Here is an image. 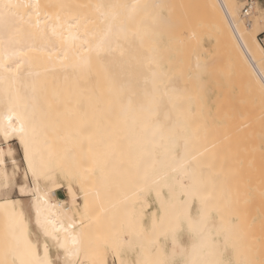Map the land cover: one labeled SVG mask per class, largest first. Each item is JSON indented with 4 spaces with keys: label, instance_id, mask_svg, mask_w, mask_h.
Here are the masks:
<instances>
[{
    "label": "bare ground",
    "instance_id": "bare-ground-1",
    "mask_svg": "<svg viewBox=\"0 0 264 264\" xmlns=\"http://www.w3.org/2000/svg\"><path fill=\"white\" fill-rule=\"evenodd\" d=\"M4 3L28 5L13 8L6 18H0V122L9 109L17 113L24 122L28 145L26 159L20 134L0 144L6 153L11 149L9 163L14 160L15 165L21 166L11 143L15 140L22 150L21 160L26 168L23 173L25 179L16 183L18 196L13 197L8 191L12 183L7 158L6 164L0 167V219L3 217L8 221L3 232L8 237L5 238V244L9 241L7 246L15 245L23 214L24 237L17 249V264L24 238L33 244L39 242L40 255H43L45 236L37 222L38 205L41 221L45 217H55L75 223L72 234L78 237L79 243L70 245L78 249V253L71 257L72 264H79L82 260L89 264H109L106 254L101 256L104 254L102 240H92L90 229L83 225L89 214L90 201H97L96 197L108 201L102 205L103 208L101 206V214L104 213L107 220L114 216V223L111 224L113 221L110 220V224L107 223L109 227L114 226L115 232L109 246L114 253L117 251L121 262L144 264L148 260L173 258L170 243L161 250L163 238L159 237V243L154 241L159 236L160 217L163 215L158 213L161 201H165L166 206L174 204L171 197L178 193V189H169L172 180L162 179L163 169L159 162L147 171L145 164L150 162L147 158L137 165L135 150L137 142L152 140L153 128L164 122L166 111H170L173 117L177 111L184 113L185 119L180 127L186 129V135L194 134L190 139V150L200 154L198 163L207 166L203 178L206 188L210 189L211 184L217 187L214 188L216 192L220 188L215 185L217 183L226 189L234 184L242 190L245 185L240 186V174L249 178L255 171L264 177V131L260 123L264 121V48L257 37L264 32V11L257 14L252 23L244 22V17L254 15V4L247 13L244 9L241 13L237 7L239 0H0V5ZM108 5L126 7L114 10ZM112 11L119 13L115 19L111 18ZM208 29L213 33L211 48L202 40ZM210 73L215 74L214 78L219 73L217 80L209 77ZM153 97H163L164 107L158 119L150 118L144 110ZM76 121H86L100 129L97 142L92 138L95 143L91 142V153L89 141L85 153H81L83 147L75 142L80 136L70 135L79 129L68 127ZM18 123L13 120L14 125ZM61 137L66 138L57 144V138ZM109 144H114L115 150L105 156L103 153ZM162 150L156 149L157 152ZM93 154L96 155L95 161ZM83 158L92 161L95 172L101 170L100 175H96L98 177L94 174L96 180L90 179L91 188L83 184L78 174ZM29 160L39 180L33 176ZM244 171L252 172V175ZM45 172L51 179L45 178ZM65 173L74 176L71 181L67 179L68 185H65L72 196L58 199L54 193L58 187L56 180L59 175L65 178ZM229 175L231 183L238 178V185L233 182L226 186L230 183ZM28 176H32L33 183L28 181ZM247 178L243 179L246 181ZM254 178L249 181H254ZM257 181L260 179L254 181L256 185L259 184ZM110 188L120 192H115L117 195L113 198L108 194ZM244 188L245 192L247 188ZM226 189L225 192L220 190L227 193ZM78 190L80 201L76 200ZM233 191L227 195L236 201L235 195L240 192L237 190L234 195ZM220 192L217 191V196L222 194ZM243 194L240 193V198L245 197ZM257 195V198L250 199L256 200L259 211H262L264 200L260 202ZM23 197L28 198L32 222L42 240L31 232L34 229L30 227L26 208L21 203ZM70 198L72 203H68ZM252 201L249 205L246 201L245 207L238 203V207L248 209L249 215L251 207L256 208L255 202L251 205ZM225 203L223 200L219 207ZM152 204L155 205L153 208ZM49 205L57 207L50 208ZM132 213H136L135 216H130ZM243 216L239 224H244L242 228L247 231H243L246 237L239 233L241 229L237 230L240 225H233L225 242L224 233L218 235L217 229L213 228L204 249L207 259L233 264L225 251L226 243L227 250L235 252V264H245L252 259L255 264L252 251L259 243L252 235L253 240L247 237L251 233L257 234L253 230L258 227L254 224L253 230L246 229L250 219L246 215L243 220ZM225 218L227 220V214ZM216 221L219 224L220 217L216 216ZM262 226L261 229L264 228ZM184 242L187 244L186 240ZM47 243L54 245L56 253L55 242L49 238ZM249 245L252 246V254L247 250ZM263 247L258 248L262 255ZM51 249L49 255L55 258ZM127 250L131 253L135 250L132 254L136 257L129 253L126 255L124 252ZM4 253L2 249L0 260L5 259ZM245 253L250 254V261ZM59 254L63 260V249ZM11 258L8 257L9 260ZM175 259H180L178 250Z\"/></svg>",
    "mask_w": 264,
    "mask_h": 264
},
{
    "label": "snow or ice",
    "instance_id": "snow-or-ice-1",
    "mask_svg": "<svg viewBox=\"0 0 264 264\" xmlns=\"http://www.w3.org/2000/svg\"><path fill=\"white\" fill-rule=\"evenodd\" d=\"M28 7V5L9 4L4 3L0 5V18H6L13 8ZM39 7L38 5L36 6ZM104 7V6H98ZM110 9H118L126 7L121 5H108ZM133 8L136 6L133 5ZM17 15V13H12ZM39 16V12L36 13ZM111 18L115 19L119 13L112 11ZM39 25V20H37ZM163 97H153L149 102L146 110L149 117L159 118L161 110L163 109ZM19 121L18 125L13 124V120ZM185 119L184 113L177 111L173 117L170 111L164 112V122L157 123L152 131V140L148 143L137 142L135 150L137 153V165L149 160L145 164V170L154 168L159 162L162 169V179L172 180L168 185L169 189H178V193L171 197L175 201L174 204L167 205L165 201H161V207L158 210L163 215L160 217V232L154 243H159V237L163 238L164 244L161 245V250L171 244L173 258L172 259H157L148 260L144 264H224L223 261L207 259L204 253L206 241L211 235L213 228L217 229V234L224 233L225 242L232 231L233 225H238L242 210L238 207V201H233L226 193L217 196L215 189H208L203 184V178L206 172V167L198 163L199 155L194 154L190 150V139L194 134H185L186 129L180 127L181 121ZM85 132V128H79L75 133L70 135L81 136ZM15 134H20L21 143L25 145V158L28 159V145L25 139V125L21 117L13 110L9 109L2 117L0 122V144L7 143L9 138ZM89 140V152H92L91 141L92 136L87 135ZM131 147V142H130ZM162 148L161 152L156 149ZM115 150L114 144L106 145L103 155L107 156ZM11 155V149L6 153L4 148L0 146V167L6 164V157ZM95 161L96 155L93 154ZM15 165V161H12ZM29 168L33 171V176L39 180V176L32 168V162L29 160ZM45 178L51 179L48 172L44 173ZM65 178L71 181L74 176L65 173ZM53 184L56 183L54 179L51 180ZM23 191V189H21ZM227 199L224 205V211L227 212V220L224 213L221 211L219 204ZM47 204V201H45ZM14 206V205H13ZM50 208L57 207L56 205H49ZM216 216L220 217V222L217 224ZM37 222L40 224L44 236L45 243L43 244V255H40V243L33 244L31 241L24 238L23 249L20 252L19 264H72L71 257L78 253V249L70 245H77L79 243L78 237L73 235L75 228L74 222H65L59 218L40 220V207L37 206ZM227 225V226H226ZM19 236L15 237L14 246H6L5 259L0 260V264H17V249L20 248V240L24 237L23 228V214L19 221ZM156 228V220L153 221V229ZM63 234V237L61 236ZM55 242L57 246V255L55 258L50 257V245L47 243L48 239ZM187 241L185 244L184 241ZM63 249L65 256L63 260L60 258L59 251ZM178 254L180 259H175ZM225 251L227 246L225 243ZM11 256V260L8 257ZM245 264H254V262H245ZM264 264V261L261 262Z\"/></svg>",
    "mask_w": 264,
    "mask_h": 264
},
{
    "label": "rangeland",
    "instance_id": "rangeland-1",
    "mask_svg": "<svg viewBox=\"0 0 264 264\" xmlns=\"http://www.w3.org/2000/svg\"><path fill=\"white\" fill-rule=\"evenodd\" d=\"M255 1V2H254ZM260 2V3H259ZM248 3V1L247 0H239V3H238V5H237V7L241 10V13L243 12V7L246 5ZM252 4H254L253 5V11H255V13H254V15L253 16H250L249 18H245L244 17V22L246 23V22H249V23H252L253 21H254V19H255V17H257V14H259V13H261V12H263L264 11V5H262L261 4V0H253V3ZM262 24H264V23H262ZM264 29V28H263ZM213 33H212V30H210V29H208V30H206L205 32H204V34H203V37H202V40H203V42L207 45V47H209V48H211L212 46H213V44H214V41H213V35H212ZM259 34H261V33H259ZM259 34H257V37L259 36ZM258 39H259V37H258ZM260 42V41H259ZM260 45H261V43H260ZM261 47L263 48V46L261 45ZM220 71V73H221V69L219 70ZM216 73L218 72V71H215ZM214 71H213V73H215ZM213 73H210V75H209V77H212L213 76V78H214V75H213ZM212 74V75H211ZM217 76H219V73H218V75ZM216 76V77H217ZM216 77L214 78V79H216ZM220 78H222V79H224V77L223 76H221L220 75ZM219 77H218V79H220ZM217 80V79H216ZM236 83V82H235ZM236 85V84H235ZM92 122H94V121H92ZM89 122H86V121H84V122H79V121H76V122H73V123H70L69 125H68V127H72V128H75V129H77V128H81V127H84L85 128V132L87 133V134H83L82 136H80L79 138H77L76 140H75V142H76V144H79V145H81L83 148H82V152L81 153H85V151H86V149H87V144H88V139H87V135H88V133L90 132V134H91V136H92V138L97 142V140H96V137H97V134H98V132H99V128L96 126V125H93L92 124V126H90L89 124H88ZM260 123H262V127H261V129H262V131H264V121H262V122H260ZM65 127V126H64ZM67 127V126H66ZM84 132V133H85ZM66 137H67V135L66 134H64ZM66 137H61V138H57V144H60V142L61 141H63ZM93 140V141H94ZM92 142V141H91ZM11 143L12 144H14V146H15V157L17 158V160H18V164H22L21 166L19 165V166H17V165H13L11 162L9 163V158H8V156L6 157L7 158V168H8V175H9V179H10V183H12V185L11 186H9L8 188V191H9V195L10 196H13V197H17L18 196V194H17V192L15 191V187H16V183H20L21 181H23L25 178H23V176H24V172H25V166H24V163H23V161L21 160V158H22V150H21V148H20V146H19V144L14 140V141H11ZM92 143H95V142H92ZM90 162H92L90 159L88 160V159H86V158H83V161L81 162V165H80V170H78L79 172H78V174H79V176L82 178V180H83V184L85 185V186H87L88 188H91L92 186H93V184L91 183V181L93 180V179H97L96 177H98V176H96L97 174L98 175H100V173H101V170H100V172H95V170H94V168H93V165H91V163ZM11 168V169H10ZM93 168V169H92ZM229 168V167H228ZM125 169V168H124ZM230 169V168H229ZM240 169V168H239ZM126 170H128L127 168H126ZM237 169H235L234 171H236ZM241 170V169H240ZM240 170H237L238 172L240 171ZM236 171V172H237ZM245 172V174H246V172H248V171H244ZM244 172H242V173H244ZM253 172V176L255 177V175H256V173H257V176L256 177H258L259 175V173H261V172H255V171H252ZM251 172V173H252ZM263 172V171H262ZM233 173V172H232ZM232 173H230L231 174V176H234V174H232ZM239 173H241V171L239 172ZM251 173H249L248 172V175H252ZM94 174H95V176H94ZM235 174H237V173H235ZM245 174H243L244 176H245ZM29 175H31L30 173H29ZM241 175V178H239V179H242V180H238V181H241V182H239V183H241L242 185H240L241 187L242 186H244V187H246L247 188V190L245 191L246 193H247V196H246V194H245V192L243 191V188H242V190H239V189H237V188H239V187H237V186H235L234 187V184H233V189L230 187V188H228V189H226V188H224V186H222L223 184H215L216 186L218 185V187H220V188H218V193H219V191H221L220 193H224L225 191V189H226V192L227 193H229V191H233L234 190V188H235V190L233 191V193H234V195H235V193H237L238 191L241 193V195L243 194V196H245V197H243V198H245V199H243V198H240L241 197V195H240V193H238V194H236L235 196V198H236V201H238V200H240V202L238 201V203H240V204H242V205H244V203L246 204V201H247V203H248V205L251 203V201H252V199H253V197L255 198L256 197V195H257V193H259L258 191H261L259 194H260V197H259V195H257L258 196V199H260V202H262V200H264L263 198H264V185H262V184H264V181H262V180H264V177L263 176H261L262 175V173L260 174V176L257 178V179H260V182H261V184H260V182H258L257 181V184L258 185H256L255 183H254V181L255 180H257V179H255L253 176L251 177L252 179L254 178L255 180L254 181H249L251 178L249 177V178H247L248 176L246 175V177H243L242 176V174H240ZM240 175H238L239 177H240ZM95 178H94V177ZM230 176V175H229ZM231 176L229 177V178H227L229 181L231 180ZM238 176H235V177H238ZM234 177V178H235ZM262 177H263V179H262ZM29 178H31V179H29ZM91 178H93V179H91ZM243 178H247L246 179V181L243 179ZM90 179H91V181H90ZM232 179H233V177H232ZM237 179L238 178H236V179H234L233 180V182H236V184H237ZM251 179V180H252ZM31 180V181H30ZM236 180V181H235ZM28 181L30 182V183H33V179H32V176H28ZM57 182H58V187H57V189H55L54 190V193H55V195L57 196V198L58 199H67V198H69V197H71L72 196V192H71V190H69L68 189V186H65V185H68V182H67V179H65V178H63V177H60V175L57 177V180H56ZM89 181H90V184H89ZM227 181V180H226ZM228 182V181H227ZM232 182V183H233ZM244 182V183H243ZM249 182V183H248ZM252 182H253V184H252ZM232 183H231V181H230V183L228 182V184L226 185V186H228L229 184L230 185H232ZM247 183V184H246ZM92 184V186L91 187H89L90 185ZM214 185V184H213ZM238 185V184H237ZM250 185H252V186H254L255 188H252V186H250ZM259 185H261V187L259 186ZM113 186V185H112ZM112 186H111V188H112ZM222 186V187H221ZM256 186H257V188H256ZM237 187V188H236ZM263 187V188H262ZM101 188V187H100ZM110 188V189H111ZM210 189L211 188H216L217 189V187H212V185L210 184V187H209ZM246 188H244V189H246ZM94 189V188H93ZM93 189H91V190H93ZM115 188H113V189H111V190H109V195L111 196V197H113L114 198V196H116L117 194L115 193V192H117V190L115 191L114 190ZM220 189H222V190H220ZM238 191H237V190ZM241 189V188H240ZM255 189V190H254ZM77 190V189H76ZM125 190V189H124ZM250 190V191H249ZM217 191H216V194H217ZM256 191V192H255ZM3 192H6V188H3ZM91 192H93V191H91ZM90 192V193H91ZM118 192H120V190L118 191ZM117 192V193H118ZM243 192V193H242ZM11 193V194H10ZM78 193V194H77ZM226 193V194H227ZM256 193V194H255ZM94 194V193H93ZM15 195V196H14ZM78 195V196H77ZM80 192H79V190H78V192H76V200L77 201H80L81 200V198H80ZM219 195V194H218ZM229 195H231L230 193H229ZM228 195V196H229ZM240 195V196H239ZM92 196V195H91ZM90 196V197H91ZM237 196H239L238 198H237ZM262 196V197H261ZM249 197V198H248ZM250 197L252 198V199H250ZM27 198V197H26ZM93 198H95L94 197V195H93ZM231 198H232V196H231ZM257 198V197H256ZM262 198V199H261ZM95 199H97V201L96 200H94V201H90V209H89V214H88V217L84 220V223H83V225H86L89 229H90V232H91V239L92 240H102V243L104 244V246H101L102 248H101V250L104 252V254H102L101 256H105V254H106V258H107V260H108V263L109 264H126V263H124V262H121L120 260H119V258H118V255H116V254H118V253H116L117 251H115V253L112 251L113 249L112 248H110V241L112 240V239H114V226H107V223H108V225L110 224V221H113L114 220V216L113 217H109V220H107L106 218V216L104 217L103 215H104V213L103 214H101L102 212L100 211L102 208H103V204H106V203H108V201L105 199H103V200H98V198L96 197ZM109 199V198H108ZM111 199V198H110ZM26 200V201H25ZM232 200L234 201L235 199L234 198H232ZM23 201V202H22ZM22 201H21V203H23V205H24V207L26 208V213H27V217H29V221H30V227L32 228V229H34V230H32L31 232L35 235V236H37L36 238L38 239V240H42L43 238H42V236H39L40 235V233H38L39 231L37 230V228L33 225V223L31 222V211H30V209L28 208V198L27 199H25L24 197L22 198ZM69 202L68 203H72V199L70 198L69 200H68ZM225 201H226V203H227V199H225ZM256 200H254V201H252V204L251 205H253V204H255L256 202H255ZM253 202H255V203H253ZM259 202V201H258ZM225 203V204H226ZM240 204H238V205H240ZM103 205V206H102ZM223 205V204H222ZM250 205V206H251ZM259 205V204H258ZM257 205V203H256V208H253V206L251 207L252 208V210H250V214L248 215L247 213L249 212V210L248 209H246V208H244L243 209V207L241 206L240 208H242L241 210H243V212H244V214H243V212H242V215H245V216H243V220L245 219V217H247V216H249V219H250V221H249V219H248V221H249V223L247 224L246 223V221H247V219H246V221H244L245 223H246V225L248 226V227H246V229L247 228H251L252 230H253V228H252V226L254 225V224H256L255 226L256 227H258V229L256 228V231H255V229L253 230L254 232H257V234L256 233H251L250 234V236L249 237H247L248 238V240H250L249 238H253L254 237V241H256V242H258L259 244H257L256 245V242H254V241H252V243L254 244V245H256V247H254L253 248V253H254V260L256 261L255 262V264H259L258 262H262V261H264V255H262L261 254V249H262V247L264 246L263 244H264V239L263 240H261L262 238H264V232H262L261 230H263V229H261V226H262V221L264 220V210H260L259 211V207H257L258 206ZM101 206H102V208H101ZM155 205L154 204H152L151 205V208H153ZM224 206V205H223ZM223 206L222 207H220V209H222L223 208ZM261 206H264V204H263V202L261 203ZM244 207H245V205H244ZM247 208H249V207H247ZM263 208V207H262ZM222 212L224 211V208H223V210H221ZM226 212V211H225ZM225 212H223L224 214H225V216H226V214H227V212L225 213ZM256 212V213H255ZM263 212V213H262ZM255 213V214H254ZM262 213V214H261ZM135 214L136 213H132V214H130V216H135ZM247 215V216H246ZM217 217H219V216H217ZM2 219H0V228L2 229H0V252L2 251V249L3 250H5V246H7V245H9V241H8V243L7 244H5L6 243V240H5V238H7L8 239V237L6 236V233H4L3 234V232H4V228L6 227V225H7V220H3V217H1ZM113 219V220H112ZM262 219V220H261ZM1 221H2V223H1ZM241 222H242V219H241ZM240 222V223H241ZM255 222H258L261 226H259V224H257V223H255ZM264 222V221H263ZM3 223L5 224V226L3 225ZM86 223V224H85ZM114 223V221L113 222H111V224H113ZM2 225H3V227H2ZM238 225H240L241 227L240 228H237V230L239 231L240 229V231H239V233H241V234H243V231H245V229L244 228H242V226H244V224L243 225H241V224H238ZM245 225V226H246ZM264 226V225H263ZM262 226V227H263ZM34 227V228H33ZM109 227V228H108ZM237 227V226H236ZM239 227V226H238ZM260 228V229H259ZM258 230H260L259 232V234H258ZM242 231V232H241ZM248 231H249V229H248ZM264 231V230H263ZM2 232V233H1ZM245 232H247V231H245ZM251 232V230L249 231V233ZM37 235H36V234ZM263 233V234H262ZM3 235H5V236H3ZM129 235V234H128ZM253 237H252V236ZM263 237H262V236ZM243 236H245L246 237V235L245 234H243ZM257 236V237H256ZM40 239H39V238ZM256 237V238H255ZM260 237H262V238H260ZM5 241H4V240ZM104 239H106V241L104 240ZM253 240V239H252ZM262 242H261V241ZM4 243H3V242ZM105 241V242H104ZM108 241V242H107ZM248 242V241H247ZM261 242V243H260ZM109 243V244H108ZM4 244V245H3ZM260 244H262V245H260ZM253 245V246H254ZM4 246V247H3ZM261 248L260 250H258V248L259 247ZM262 246V247H261ZM50 247H53L52 249H53V251L55 250L54 249V245H52L51 243H50ZM56 248V247H55ZM250 248H252V246L251 245H249V248L247 249V250H249V252H250ZM264 248V247H263ZM231 250L232 249H229V250H227V255L228 256H230L229 258L231 259V261H233V264H235V261H234V257H235V252H234V250H232V253H231ZM56 251H57V248H56ZM100 251V250H99ZM246 251V250H245ZM258 251V252H257ZM259 251H260V253H259ZM135 252V250L132 252V253H134ZM252 252H250V254H252ZM59 253H60V251H59ZM100 253H101V251H100ZM124 253H126V255H128V253H129V255L130 254H132L131 252H129L128 250L127 251H125ZM136 253H137V250H136ZM234 253V254H233ZM247 253H248V251H247ZM256 253H258V254H260V256L259 255H257ZM250 254H246L245 253V256L248 258V260L250 261L251 259L249 258V255ZM263 254H264V252H263ZM2 255H3V252H2ZM2 255L0 254V257H2ZM56 255H57V252L55 253V251H54V257H56ZM134 256V258L136 257L135 256V254H132V256L131 257H133ZM231 256H232V258H231ZM252 256V255H251ZM260 257H261V259H260ZM263 257V258H262ZM259 259H260V261H259ZM86 263H85V262ZM82 260V261H80V263L79 264H89V262L88 261H86V260ZM250 262H253V259L250 261ZM230 264H232V262L230 263ZM241 264V263H240Z\"/></svg>",
    "mask_w": 264,
    "mask_h": 264
},
{
    "label": "built area",
    "instance_id": "built-area-1",
    "mask_svg": "<svg viewBox=\"0 0 264 264\" xmlns=\"http://www.w3.org/2000/svg\"><path fill=\"white\" fill-rule=\"evenodd\" d=\"M247 1L248 3L243 7L245 13H247L251 9L252 3H253V0H247ZM258 37H259L260 43L262 44L264 48V32L259 34Z\"/></svg>",
    "mask_w": 264,
    "mask_h": 264
},
{
    "label": "crops",
    "instance_id": "crops-1",
    "mask_svg": "<svg viewBox=\"0 0 264 264\" xmlns=\"http://www.w3.org/2000/svg\"><path fill=\"white\" fill-rule=\"evenodd\" d=\"M261 4L262 5H264V0H261ZM31 222H32V217H31ZM33 223V222H32ZM51 249V248H50ZM51 253H52V255L54 256V251H53V249H51Z\"/></svg>",
    "mask_w": 264,
    "mask_h": 264
}]
</instances>
